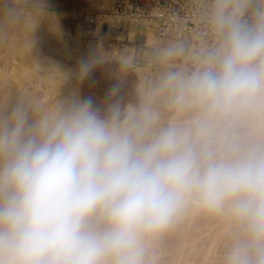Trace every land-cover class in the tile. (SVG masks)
<instances>
[{"label":"clouds","instance_id":"1","mask_svg":"<svg viewBox=\"0 0 264 264\" xmlns=\"http://www.w3.org/2000/svg\"><path fill=\"white\" fill-rule=\"evenodd\" d=\"M205 18L215 45L139 105L0 108V264H159L193 214L227 224L216 264H264V0H208Z\"/></svg>","mask_w":264,"mask_h":264},{"label":"rangeland","instance_id":"2","mask_svg":"<svg viewBox=\"0 0 264 264\" xmlns=\"http://www.w3.org/2000/svg\"><path fill=\"white\" fill-rule=\"evenodd\" d=\"M112 1L0 0V108L10 107L20 99L36 108H44L74 94L91 98L90 93L98 94L99 91L96 84L90 93L88 91L93 78L105 86L102 90L105 96L114 85L119 87L118 96L110 98L109 102L119 100L122 106L139 105L167 73L187 70L184 68L186 53L178 40L167 39L166 42L173 48H182L181 57L166 60L163 54L168 48H162V65L153 72L155 68L134 65L135 53L129 48L118 50L100 39L105 22L114 26L113 23L118 21L103 17L92 29L82 28L81 17L85 13L106 12ZM147 27L153 29L154 36H149V42L155 45L159 37L153 27ZM85 59L94 61L95 68L86 80L81 81L77 69ZM133 67L140 68L133 76L139 75L145 82L144 97L138 93L141 99L128 81ZM114 68L120 69L117 76L110 72ZM93 103L96 106V102ZM156 106L165 120L172 115L163 98L157 100ZM190 216L160 242L159 264H216L224 238L213 241L206 234H200L205 228L201 226V229L198 223L205 218L193 222Z\"/></svg>","mask_w":264,"mask_h":264},{"label":"built area","instance_id":"3","mask_svg":"<svg viewBox=\"0 0 264 264\" xmlns=\"http://www.w3.org/2000/svg\"><path fill=\"white\" fill-rule=\"evenodd\" d=\"M208 0H113L106 12L85 13L81 26L90 30L102 16L155 29L159 38L183 42L187 70H194L215 45L205 9Z\"/></svg>","mask_w":264,"mask_h":264},{"label":"crops","instance_id":"4","mask_svg":"<svg viewBox=\"0 0 264 264\" xmlns=\"http://www.w3.org/2000/svg\"><path fill=\"white\" fill-rule=\"evenodd\" d=\"M114 26H111L108 22H105V28H103V31L101 33V38L105 44L108 46H114L118 50L125 51V48H129V50L133 51L135 53V56L133 57V63L134 65H139L143 68L151 67L155 68L153 72L157 71V68L160 66V56H161V49L164 47L173 48L171 45L167 44L166 40L163 38H157L155 40V45L149 42V36L153 33L152 28H148L146 25H136L132 24L127 21L117 22L113 23ZM156 33V32H155ZM179 43V42H177ZM182 45L181 43H179ZM183 46V52L186 53V49L184 44ZM138 52V53H137ZM180 54L175 58H180ZM162 65V64H161ZM134 70V67H133ZM132 70V71H133ZM119 68H114L113 71H110L114 74V76H117L119 73ZM134 71L130 75L128 81L129 84L134 88L136 91L138 97L139 96L137 89L135 85L132 84L131 78L133 77ZM94 84H96V89L98 94H91L90 91L94 88ZM105 86L98 83V80L91 79L90 84L88 86V91L91 95V99L96 102V106L98 108H103L107 104L111 103L109 102L110 98L109 96H105L103 94L102 90H104ZM95 90V89H94Z\"/></svg>","mask_w":264,"mask_h":264},{"label":"bare ground","instance_id":"5","mask_svg":"<svg viewBox=\"0 0 264 264\" xmlns=\"http://www.w3.org/2000/svg\"><path fill=\"white\" fill-rule=\"evenodd\" d=\"M5 9V8H4ZM6 10V9H5ZM103 17H107V16H102ZM152 38V37H151ZM183 45V42H179ZM184 54V53H183ZM185 59L187 61V54L185 55ZM187 66V65H186ZM184 67V68H187V67ZM140 68L139 67H134V72H137ZM182 69V68H181ZM147 73V72H146ZM149 73V72H148ZM152 74V73H151ZM145 77V76H144ZM133 82H134V85L136 86V89L138 91V93L140 94L141 97H144L145 95V92H146V88H145V82L144 80L138 75V77L136 76H133ZM23 95V94H22ZM21 97V96H20ZM4 100V99H3ZM131 104V103H130ZM193 220H196L197 218H200V219H204V221H200L198 224L199 227L201 228V226H203L205 229L203 231H200V234H206L208 236V238H211L213 241H217L219 238H224V232L227 228V224L224 222V221H221V220H218V219H213V218H210V217H206V216H202V215H197V214H193L190 216ZM194 222V221H193ZM192 223V222H191ZM191 226V225H190ZM198 227V228H199ZM189 230L191 228H188ZM202 229V228H201ZM184 235V234H183ZM201 237V236H200ZM199 237V238H200ZM185 238V237H184ZM188 239V237H187ZM185 240V239H184ZM183 240V241H184ZM198 241V240H197ZM187 242V241H186ZM194 242V241H193ZM184 243V242H183ZM190 245V243H189ZM196 244H194L195 246ZM213 244H211L212 246ZM214 246V245H213ZM212 248V247H211ZM210 248V249H211ZM193 249V248H192ZM183 250V249H181ZM211 251V250H210ZM183 254V253H182ZM182 256V255H181ZM182 258V257H181Z\"/></svg>","mask_w":264,"mask_h":264}]
</instances>
